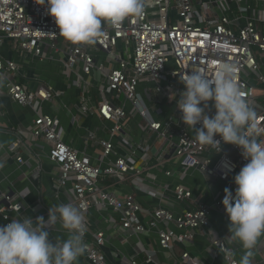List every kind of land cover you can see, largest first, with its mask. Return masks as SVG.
Instances as JSON below:
<instances>
[{
  "label": "built area",
  "instance_id": "obj_1",
  "mask_svg": "<svg viewBox=\"0 0 264 264\" xmlns=\"http://www.w3.org/2000/svg\"><path fill=\"white\" fill-rule=\"evenodd\" d=\"M259 1L261 9L257 15L247 17L241 11L246 0H147L148 7L141 17L126 18L119 26L103 22L104 35L94 44L72 43L60 49L57 42L63 35L48 14L47 0L43 4L40 0H0V44L8 41L17 51L36 55L46 45L52 51L61 50L65 54L64 64L69 72H76V65L82 64L84 74L89 75L96 69L103 75L102 98L90 105L87 96L82 94L80 101L82 114L95 113L108 125L109 136L98 140L99 157L92 158L64 142L58 118L36 111L41 102L52 100V88L44 83L30 88L21 80L17 63L0 58V96L6 95L36 112L25 132L48 144L47 157L57 166L56 188L71 190L63 204L71 203L84 211L87 232L82 257L87 264H110L101 249L106 243L104 232L90 229L86 216L90 210L113 211L121 235H138L155 229L156 243L161 250L185 246L199 234L206 237L208 247L221 255L224 264H238L235 247L228 237L206 229L212 212L226 214L221 203L224 190L211 203H206L196 199L193 190L183 184L159 189L141 181L150 169L172 177L177 168L180 172L190 170L218 180L223 189L228 188L234 194L236 185L232 177L247 163L241 149L223 141L219 152H214L209 145H201L195 129L182 122L176 100L185 89L181 81L184 74L199 68L214 77L220 65L232 63L236 65L232 78L241 85L245 100L255 110L256 123L264 127V99L257 94V84L264 83V76L258 74L257 60V56L264 54V0ZM121 44L126 48L125 58L118 51ZM95 50L106 52L107 64L95 59ZM81 82L76 77L72 83L85 92L87 83ZM141 82L146 85V97L152 107L138 92ZM106 92L121 100L116 103L108 99ZM207 105L206 113L214 115L213 101L209 100ZM132 114L139 117L143 133L138 141L126 130ZM215 138L220 139L219 135ZM259 139L264 142V134ZM22 144V138L17 137L7 149L16 155ZM15 160L23 162L20 155ZM131 177L140 182V191L148 196H169L173 204L188 201L190 205L176 212L161 201L144 221L140 203L133 193L119 194L111 189ZM18 199L10 192H0V226L14 220L13 214L22 211ZM169 223L171 227L166 225ZM163 224L165 227H161ZM253 250L257 257L251 260L252 264H264V236L258 239ZM144 254V263L154 261V250H145ZM127 261L138 264L134 259ZM172 264H212V261L204 262L183 247Z\"/></svg>",
  "mask_w": 264,
  "mask_h": 264
},
{
  "label": "crops",
  "instance_id": "obj_2",
  "mask_svg": "<svg viewBox=\"0 0 264 264\" xmlns=\"http://www.w3.org/2000/svg\"><path fill=\"white\" fill-rule=\"evenodd\" d=\"M260 9L261 2L259 0H246L241 7L242 15L247 17L257 15ZM241 20L243 21V18L239 20L240 23H242ZM72 43L63 37L58 40L57 46L62 49L65 45H72ZM125 49L123 44L118 46V51L124 58L126 57ZM94 57L97 61H102L105 64L108 62L106 52L101 50H95ZM0 58L14 60L22 75L21 80L30 88H34L38 83H44L51 87L54 92L52 100L41 102L36 111L58 118L63 129L64 142L72 149L85 152L92 158L99 157L98 140L106 139L109 136L107 134L108 125L102 122L95 113L82 114L80 101L82 94L87 96V102L90 105L102 98L100 83L103 80V75L96 69H93L89 75L84 74L82 64L76 65V72H69L64 64L65 54L61 50L52 51L46 45H43L42 53L36 55L32 52H19L6 41L0 44ZM257 60L260 66L258 74L264 76V54L257 56ZM76 77L85 84L87 83L85 92L82 87L72 83ZM254 78L256 77L254 76ZM257 88L258 98L264 99V83L257 84ZM146 90V85L141 82L138 92L145 99L147 105L152 107V103L150 104L146 97ZM106 97L116 103L121 100L115 99L110 92H106ZM126 108L131 110L128 104H126ZM150 110L152 111V109ZM35 117L36 112L31 107L20 106L6 95L0 96V163L4 165L0 168V192H10L21 201L23 209L21 212L13 214L14 220L32 218L34 225L38 223L35 221L37 217H44L47 220L49 209L55 211L58 205L68 199L67 194H71V190L60 191L56 188L57 166L47 157L48 144L32 138L25 132ZM138 121L137 114H132L126 128L135 141H138L143 135ZM17 137L22 138L23 144L17 149V154L13 155L7 146ZM118 153L122 154L123 151ZM17 155L22 157V163L15 160ZM175 170L177 172L172 177H166L161 170L150 169L146 175L143 173L146 177L141 181V184L160 189L162 186H173L180 183L190 187L194 197L206 203H211L224 190L218 180L208 179L197 172H190V170L181 172L177 168ZM138 183L140 182L136 178L131 177L111 189L119 194L133 193L140 203L144 221L161 201L164 206L176 212L190 205L188 201L173 204L172 201H169L171 200L169 196H166L167 198L148 196L140 191ZM86 216L92 231L101 230L104 232L106 243L101 249L110 264H128L127 260L130 259L137 260L138 264H146L143 262L144 251L150 249L154 250L155 255L154 261L149 264H172L182 253L183 247L192 256L204 262L210 260L212 264H224L221 255L208 247L206 237L199 234L194 237L192 243L185 246L177 245L171 250H161L156 243L157 232L155 229H149L146 233L138 235L128 233L121 235L122 232L113 211L90 210ZM166 225L172 226L171 223ZM228 225L229 219L226 214L212 212L209 226L206 229L211 228L216 234H225L234 245L236 256L240 260L245 250L238 242L231 241ZM161 227H165V224ZM47 230L50 241H62L68 237V232L61 227L59 221L52 229ZM252 252L251 260H254L257 256L253 249ZM76 264L87 263L81 255Z\"/></svg>",
  "mask_w": 264,
  "mask_h": 264
},
{
  "label": "clouds",
  "instance_id": "obj_3",
  "mask_svg": "<svg viewBox=\"0 0 264 264\" xmlns=\"http://www.w3.org/2000/svg\"><path fill=\"white\" fill-rule=\"evenodd\" d=\"M45 0H40L43 4ZM48 14L59 33L73 43L94 44L104 35L102 23L119 26L126 18L141 17L147 0H47ZM236 65L224 63L214 77L199 68L184 74L185 89L176 100L182 122L195 129L201 145L221 150V141L241 149L247 161L232 179L233 191L225 188L221 203L229 219L228 234L245 250L238 264H252V249L264 236V127L256 123L257 114L245 100L241 85L233 80ZM213 101L215 113L205 109ZM203 102V103H202ZM200 124V127L195 125ZM219 135L220 139L215 137ZM4 165L0 163V168ZM231 171V166L228 165ZM11 220L0 226V264H76L86 248L87 223L81 207L71 203L49 209L47 220L37 217ZM60 222L68 237L49 240V231ZM219 241V240H218Z\"/></svg>",
  "mask_w": 264,
  "mask_h": 264
}]
</instances>
